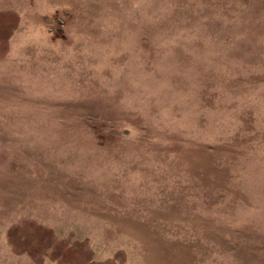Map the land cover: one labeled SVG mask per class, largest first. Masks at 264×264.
Returning <instances> with one entry per match:
<instances>
[{"label": "rangeland", "instance_id": "rangeland-1", "mask_svg": "<svg viewBox=\"0 0 264 264\" xmlns=\"http://www.w3.org/2000/svg\"><path fill=\"white\" fill-rule=\"evenodd\" d=\"M0 264H264V0H0Z\"/></svg>", "mask_w": 264, "mask_h": 264}]
</instances>
